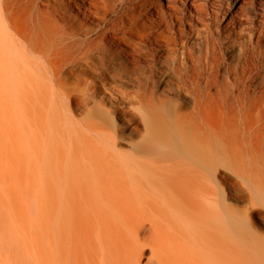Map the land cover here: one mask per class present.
Returning a JSON list of instances; mask_svg holds the SVG:
<instances>
[{"label":"bare ground","instance_id":"1","mask_svg":"<svg viewBox=\"0 0 264 264\" xmlns=\"http://www.w3.org/2000/svg\"><path fill=\"white\" fill-rule=\"evenodd\" d=\"M166 2L0 0L9 187L40 264H264L219 181L228 166L264 205V148L243 128L264 107V0ZM128 98L137 124L116 119Z\"/></svg>","mask_w":264,"mask_h":264},{"label":"rangeland","instance_id":"2","mask_svg":"<svg viewBox=\"0 0 264 264\" xmlns=\"http://www.w3.org/2000/svg\"><path fill=\"white\" fill-rule=\"evenodd\" d=\"M163 2L167 3L166 0ZM223 52L226 62L238 63V46L229 47V50L223 47ZM263 83L264 62H259L258 70L253 75V86L260 87ZM129 92H132L130 88ZM114 94L122 96L119 91ZM132 94L130 93V97ZM129 101L130 98L123 99V105L120 104L122 106L116 111V119L124 125H128L127 121L130 119L131 123H138L136 112L130 107ZM254 111L262 118L244 125L243 128L250 127V135H258L264 148V107L255 108ZM219 181L232 198L231 201L244 211L253 227L264 233V205L250 195L238 172L228 166H219ZM0 196L4 199V203L0 201V264H40L39 231L29 230V220L23 205L24 188L21 185L9 187V124L6 123H0Z\"/></svg>","mask_w":264,"mask_h":264}]
</instances>
